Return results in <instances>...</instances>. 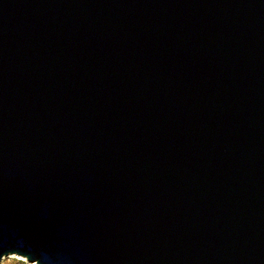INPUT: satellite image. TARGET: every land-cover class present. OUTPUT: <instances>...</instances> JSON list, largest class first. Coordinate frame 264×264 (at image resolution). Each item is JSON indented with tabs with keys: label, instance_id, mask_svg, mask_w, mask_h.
<instances>
[{
	"label": "water",
	"instance_id": "1",
	"mask_svg": "<svg viewBox=\"0 0 264 264\" xmlns=\"http://www.w3.org/2000/svg\"><path fill=\"white\" fill-rule=\"evenodd\" d=\"M264 264V0H0V261Z\"/></svg>",
	"mask_w": 264,
	"mask_h": 264
},
{
	"label": "rangeland",
	"instance_id": "2",
	"mask_svg": "<svg viewBox=\"0 0 264 264\" xmlns=\"http://www.w3.org/2000/svg\"><path fill=\"white\" fill-rule=\"evenodd\" d=\"M0 264H34L29 263L26 258L19 256V255H9L7 257H4Z\"/></svg>",
	"mask_w": 264,
	"mask_h": 264
},
{
	"label": "bare ground",
	"instance_id": "3",
	"mask_svg": "<svg viewBox=\"0 0 264 264\" xmlns=\"http://www.w3.org/2000/svg\"><path fill=\"white\" fill-rule=\"evenodd\" d=\"M34 264H36V263H34Z\"/></svg>",
	"mask_w": 264,
	"mask_h": 264
}]
</instances>
